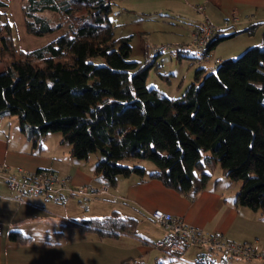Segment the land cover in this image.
Here are the masks:
<instances>
[{"label": "trees", "instance_id": "obj_1", "mask_svg": "<svg viewBox=\"0 0 264 264\" xmlns=\"http://www.w3.org/2000/svg\"><path fill=\"white\" fill-rule=\"evenodd\" d=\"M113 4L21 0L28 33L61 32L39 47L23 50L13 44L8 2L0 0V116L16 115L20 130L34 145L44 135L59 132L76 159L98 150L94 178L104 188L115 186L119 177L138 175L140 181L157 178L193 198L210 184L219 165L230 182L241 180L234 204L264 218V22L233 32H223L229 26L216 29L205 48L212 66L197 67L181 95L169 97L146 86L152 58L160 51L134 68L126 61L131 35H114L109 17ZM260 27L259 43L237 56L215 57L219 63L211 58L220 42L238 33L254 35ZM174 48L178 59L197 60L185 45ZM155 71L162 76L158 67ZM142 161L152 162L154 168L146 171ZM63 223L105 239L135 234L137 219L113 211ZM9 239L23 243L28 237L11 230Z\"/></svg>", "mask_w": 264, "mask_h": 264}, {"label": "crops", "instance_id": "obj_2", "mask_svg": "<svg viewBox=\"0 0 264 264\" xmlns=\"http://www.w3.org/2000/svg\"><path fill=\"white\" fill-rule=\"evenodd\" d=\"M15 1L21 9V0ZM199 5L203 7V11L195 10V6ZM189 6L197 14L194 17L186 13L190 11ZM174 13L179 18H188L186 34L189 33V35L196 25L203 23L206 19L216 29L236 24L242 30L252 23L264 22V0H174ZM232 14L236 16L235 22L226 24L225 20L230 19ZM233 29L237 30V28ZM261 30L262 27L254 34L258 35L259 40ZM181 44L188 47L189 42L181 40L176 43V46ZM218 45L212 49V53ZM234 52L229 51L225 55L216 56L223 59L233 56L236 54ZM158 55L154 54L153 57ZM5 117L7 116H0V167L11 170L21 167L26 171L43 168L58 177H67L74 188L84 185L105 187L102 182L94 178L92 169L91 171L85 169L83 162L69 157L70 148L66 155L68 158L63 159L65 165L60 166L55 161L58 155L47 148L45 135L39 141L38 146L34 145L26 134L17 128V125L14 124V127H11L9 123H6ZM144 166L146 171L154 168L153 165L149 168L147 165ZM1 186L5 188L0 183V264H147L148 260H152L153 264H156L158 260L163 264L173 262L193 264L195 258L203 252V248L195 244L186 247L179 254L178 259L171 258L160 249L159 254L151 252L149 243L152 244L162 238L165 232L164 228L151 218V212L155 209L179 216L187 224L196 226L206 233L220 232L228 240L248 242L257 247L256 229L249 231L248 227L244 226L246 221L255 222L257 212L244 206H236L234 204L235 193L231 196L227 195L217 187L215 181L193 198L166 187L157 178L140 181L138 175L119 177L115 186H106V193L99 195L103 197L101 198L103 201L93 196L84 201L88 203L84 207L79 198L67 194L64 200L59 201L62 205L59 206V213L56 215L60 214L59 217L63 219L57 222L64 229H77L83 238L80 239L78 235L77 240L81 241H64L58 243V246L54 245L55 247H51V243L47 242L32 245L31 237L23 227L41 218L43 212H52L58 204H55L54 200V202L48 201L43 195L17 194L15 191H8L7 188L5 191ZM93 198L96 200H92ZM122 209L126 216L137 219L135 234L118 233L116 236L101 239L92 231H82L78 226L63 223L65 219L103 216L113 211L121 215ZM261 218L259 220L264 222V218ZM11 230L21 231L28 239L23 243L10 241L9 232ZM87 232L94 233V236H87ZM78 244L86 245L78 247ZM87 244L91 245L87 246ZM212 257L216 258L217 264H226L228 261L223 260L219 254H212Z\"/></svg>", "mask_w": 264, "mask_h": 264}, {"label": "rangeland", "instance_id": "obj_3", "mask_svg": "<svg viewBox=\"0 0 264 264\" xmlns=\"http://www.w3.org/2000/svg\"><path fill=\"white\" fill-rule=\"evenodd\" d=\"M114 1L115 2L112 5L113 10L109 17L112 24L114 25V35L116 37L122 35H131V54L126 60L129 64H131V68L136 67L139 62H144L146 57L153 55L154 53L152 48L154 46H167L165 49L160 51L161 53L157 57L152 58L154 63L150 67L146 77L147 87L156 88L160 93L169 97H177L180 96L182 91L189 85L191 81H193L194 71L197 67L206 65L207 68H210L212 66V60L208 61L206 64H203L202 62L190 59L189 57H181L178 59L176 54L172 52L173 48L176 46V43H179V41H188L190 44L191 40L189 33L186 34V30L188 28L187 22L189 20L188 18H179V16L174 13V0ZM7 2L9 10L6 11L8 12L6 18L11 24L12 41L16 48L31 50L47 43L61 33L60 31H55L42 36L28 33L25 29L23 16L21 14L20 6H18V2L16 3L15 0H7ZM187 10H189V8ZM186 13L192 17L197 15L192 10V7H190V11H187ZM2 18L4 19V16H2ZM233 28H237V31L241 30V28L235 24V26L233 25L228 29H224L223 32H233ZM259 42L260 40L258 35L249 36L245 35L244 33H238V35L234 36L233 38H227L224 42H221L218 47L214 49L213 53L210 52L211 58L214 59L215 57L225 55V53L229 51H235L234 53L236 54L234 55L237 56L249 45H254ZM146 45L150 46L148 52L146 51ZM188 55H191L190 51ZM96 61L102 62V59L98 58ZM156 67H158V70L162 73V76H160L155 71ZM0 71H2L1 60ZM5 118V122L9 123L11 127H14L15 124V126L17 125V128L20 129L19 119L16 115H10ZM45 136L48 150H52L56 153V155H58V158L55 160L56 164L64 166L65 163L63 159L68 158L66 155L69 153L68 150L70 148V144L67 141H61V135L59 132H50ZM100 156V152L96 150L90 152L86 159H76L71 155L69 157L73 160H80L83 162L85 169H88L89 171L92 169L93 172ZM121 163L132 164V162L129 160H123ZM142 164L147 165V168L154 165L150 161H142ZM218 166L212 175L210 183L213 184L215 178H218L219 181L216 183L217 187L221 191L227 193V195H234L233 193H235V191L239 188L241 180L230 182L229 178L221 172V169ZM1 188L5 190L6 187L4 188L1 186ZM95 197H97V199L100 201H103L101 199L103 197ZM94 198L92 200H96ZM77 199L75 198L76 201ZM47 200L54 202L53 200L51 201V199ZM106 202H109V200H106ZM55 204H58V206L55 207V210L50 213L43 212L41 218H38L32 224H27L23 227L29 233L31 237L30 243L32 245L47 242L51 243V247H55L58 246V243H63L64 241H81L79 239L77 240L76 236L80 234L77 229H64L58 224L57 221H61L63 219L59 217L60 214L56 215L59 213V206L62 205V202L55 201ZM118 204L121 205L120 203ZM81 205L84 207V205H88V203H81ZM124 213L125 212H123L122 209L121 215L126 216ZM255 216V222L252 221L253 223H251L246 221L244 226L248 227L249 231H254L256 229V233H258V241L256 242L257 247L255 245L254 246L258 254H260L264 253V222L259 220L262 219L259 215V212H257ZM257 222H259L258 225L256 224ZM86 234L87 236H94V233L87 232ZM79 236L80 239L83 238L81 235ZM85 245L86 244H78L77 246L84 247ZM90 245L91 244H87V246ZM148 246L151 252L153 251V254L160 253L158 251L159 249L155 248L151 243H149ZM216 258H218V256H216ZM219 260H221V258ZM225 260H228L226 264H264V259L261 257H253L252 259L229 257ZM144 261L146 262V260ZM147 264H153L152 260H148ZM171 264H175V262Z\"/></svg>", "mask_w": 264, "mask_h": 264}, {"label": "built area", "instance_id": "obj_4", "mask_svg": "<svg viewBox=\"0 0 264 264\" xmlns=\"http://www.w3.org/2000/svg\"><path fill=\"white\" fill-rule=\"evenodd\" d=\"M198 11H203L202 6H196ZM236 16L232 14L225 23L235 22ZM216 32V27L206 19L203 23L196 25L190 34L189 50L197 58L198 62H206L209 55L205 52L207 43L212 39ZM167 46H154L153 53L162 51ZM150 46L146 45V51ZM175 50V48H174ZM216 63L220 62L215 58ZM0 183L5 185L10 191L17 194L43 195L46 199L62 201L67 194L78 196L81 201H86L94 195L106 193V188L96 189L90 185L72 187L67 177H58L48 169H36L26 171L21 167L14 170L0 167ZM151 218L159 223L165 230L162 238L152 242L155 248L164 251L171 258H179L186 247L191 244L203 248L193 264H217L212 260V254H219L223 258L242 257L251 259L261 257L264 253L258 254L256 248L248 242H235L226 239L222 233H206L196 226H192L183 221L179 216L169 214L161 209L151 212Z\"/></svg>", "mask_w": 264, "mask_h": 264}, {"label": "snow or ice", "instance_id": "obj_5", "mask_svg": "<svg viewBox=\"0 0 264 264\" xmlns=\"http://www.w3.org/2000/svg\"><path fill=\"white\" fill-rule=\"evenodd\" d=\"M249 147H251V145Z\"/></svg>", "mask_w": 264, "mask_h": 264}]
</instances>
